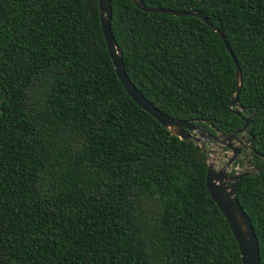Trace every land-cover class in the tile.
<instances>
[{
  "label": "trees",
  "instance_id": "16d2710c",
  "mask_svg": "<svg viewBox=\"0 0 264 264\" xmlns=\"http://www.w3.org/2000/svg\"><path fill=\"white\" fill-rule=\"evenodd\" d=\"M136 89L207 134L247 126L264 158V0H108ZM205 146V145H204ZM208 155L169 133L124 90L97 0H0V264H241L205 186ZM242 164L237 159L234 164ZM231 172L233 170L231 169ZM235 196L264 264V168Z\"/></svg>",
  "mask_w": 264,
  "mask_h": 264
},
{
  "label": "water",
  "instance_id": "95a60500",
  "mask_svg": "<svg viewBox=\"0 0 264 264\" xmlns=\"http://www.w3.org/2000/svg\"><path fill=\"white\" fill-rule=\"evenodd\" d=\"M133 5L138 9L146 12L164 13L168 15H194L201 21L217 33L218 37L223 43L224 49L230 55L234 63L233 80L236 83L234 90L231 92V97L228 103V109L236 115L240 114L242 106L238 103V91L240 86V70L233 53L231 52L227 42L225 41L221 31L214 24L199 11V10H174L162 7H150L142 3L141 0H130ZM97 7L99 11V22L104 37L105 45L115 74L122 84L124 90L133 99V101L139 105L143 110L149 113L160 125L166 128L170 134L178 137L181 140L190 139L193 141L203 152L207 155L213 153V149H206L205 142H217L225 145L231 149V155L227 160L219 167L213 166V161L207 158L206 172H205V186L206 189L219 208L220 212L224 216L229 229L234 236L241 260V264H259V251L258 243L250 223V220L241 205L236 199L235 192L238 181L241 176L253 173L247 166L244 169L234 173L233 175H226V170L232 160L235 158L239 147L233 146L231 143L225 142L235 138L236 133L245 132L251 139L250 130L247 128L251 115L241 116L243 121L242 125L229 134H207L200 131L196 126L192 124L190 120L173 118L156 106H154L149 100H147L131 83L127 77L121 60L120 50L118 49L116 42L110 30V5L108 0H97ZM248 140V139H247ZM246 145H243L245 147ZM264 168V158H262V164L255 170L259 172Z\"/></svg>",
  "mask_w": 264,
  "mask_h": 264
},
{
  "label": "flooded vegetation",
  "instance_id": "af4514ba",
  "mask_svg": "<svg viewBox=\"0 0 264 264\" xmlns=\"http://www.w3.org/2000/svg\"><path fill=\"white\" fill-rule=\"evenodd\" d=\"M233 132V131H232ZM231 133V132H230ZM218 135H222L220 133H217ZM229 134V133H228ZM248 139V140H247ZM225 142H228V143H231L233 146H237L239 147V151L237 152L235 158L232 160V162L230 163V165L228 166L227 170H226V175H233L234 173L242 170L240 168V166H243V169L245 168V166H247V168L250 170V171H255L260 165L256 166L253 162V163H250V158H253V160L257 161L256 159H261V156H255L254 158V154H253V151L250 147V140H249V135L245 134V132H240V133H236L235 135V138H231L229 141L228 140H225ZM214 144L217 148H219L220 150L222 151H226L227 152V155H226V158L224 160V162L227 160V158L231 155V149L226 147L225 145H222V144H219L217 142H205V144ZM243 145H246L245 147H243ZM237 159H240L242 160V164L240 165L239 163L237 164H234L233 165V162L236 161ZM223 162V163H224ZM222 163V164H223ZM220 164V166L222 165ZM235 165H239L237 167V169H233V167ZM214 166V164H213ZM220 166L218 167H215V168H219ZM231 169L233 170V172H231Z\"/></svg>",
  "mask_w": 264,
  "mask_h": 264
},
{
  "label": "rangeland",
  "instance_id": "374dc122",
  "mask_svg": "<svg viewBox=\"0 0 264 264\" xmlns=\"http://www.w3.org/2000/svg\"><path fill=\"white\" fill-rule=\"evenodd\" d=\"M206 149H213V153L212 154H208V159L210 161H213L214 167H218L220 166V164H222L226 158L227 152L226 151H222L219 148H217L214 144H204ZM239 165H235L233 167V169H237ZM241 169H243V166H240Z\"/></svg>",
  "mask_w": 264,
  "mask_h": 264
}]
</instances>
